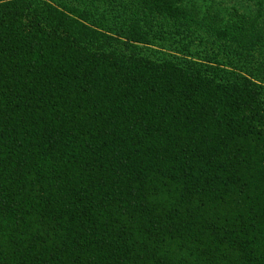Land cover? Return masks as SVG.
I'll list each match as a JSON object with an SVG mask.
<instances>
[{
	"label": "trees",
	"instance_id": "trees-1",
	"mask_svg": "<svg viewBox=\"0 0 264 264\" xmlns=\"http://www.w3.org/2000/svg\"><path fill=\"white\" fill-rule=\"evenodd\" d=\"M186 1L0 0V264H264V0Z\"/></svg>",
	"mask_w": 264,
	"mask_h": 264
},
{
	"label": "rangeland",
	"instance_id": "rangeland-1",
	"mask_svg": "<svg viewBox=\"0 0 264 264\" xmlns=\"http://www.w3.org/2000/svg\"><path fill=\"white\" fill-rule=\"evenodd\" d=\"M188 4V6L190 8H194V9H199L198 11H200V14L201 16L206 14L208 9L211 7V9L213 10V12H219L222 11L226 14H229L230 13V10H231V7L232 6H236L237 5H240L239 2H235V1H232V0H215V2H210V0H190V1H186ZM248 6H246V4H244V8L243 10H246V11H253L255 12L256 11V6L251 3L250 4V7L247 9ZM246 8V9H245ZM203 48V46H199L198 45V50L200 51L201 49ZM158 51L162 50V52H166V53H176L175 50L172 51L171 48H161V47H158L157 48ZM179 55H181L180 53H178ZM159 56H163L161 54V52H159L158 54Z\"/></svg>",
	"mask_w": 264,
	"mask_h": 264
}]
</instances>
